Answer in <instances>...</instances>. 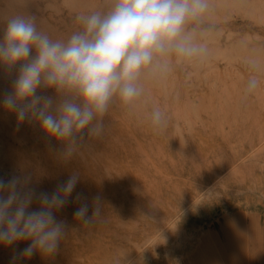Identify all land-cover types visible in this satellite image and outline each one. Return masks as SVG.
<instances>
[{"label": "rangeland", "instance_id": "rangeland-1", "mask_svg": "<svg viewBox=\"0 0 264 264\" xmlns=\"http://www.w3.org/2000/svg\"><path fill=\"white\" fill-rule=\"evenodd\" d=\"M197 27L208 55L146 72L131 105L113 101L104 131L88 137L70 160L48 147L39 129L0 107V179L27 174L51 193L80 174V205L59 214L68 228L58 252L14 259L27 242L0 246V264H264V0H209ZM111 0H0L7 20L35 18L38 30L67 40L78 17L108 10ZM249 60L258 61L253 70ZM15 70L0 66V97ZM250 75L261 83L245 95ZM164 122L154 127L153 110Z\"/></svg>", "mask_w": 264, "mask_h": 264}, {"label": "clouds", "instance_id": "clouds-1", "mask_svg": "<svg viewBox=\"0 0 264 264\" xmlns=\"http://www.w3.org/2000/svg\"><path fill=\"white\" fill-rule=\"evenodd\" d=\"M209 7V0H111L108 10L78 17L82 28L67 40L38 30L34 17H11L0 36V66L16 74L0 107L37 127L49 149L70 160L86 138L103 134L114 100L131 105L142 95V75L166 73L173 59L180 64L208 55L198 28L190 25H198ZM248 63L258 68V61ZM260 83L250 75L245 95ZM150 120L161 126L163 113L153 110ZM80 179L69 172L51 193L37 192L27 174L0 179V246L27 242L14 259L55 255L68 228L59 214L69 203L80 205L73 219L84 225L101 213L98 197L88 215L82 194L73 196Z\"/></svg>", "mask_w": 264, "mask_h": 264}]
</instances>
